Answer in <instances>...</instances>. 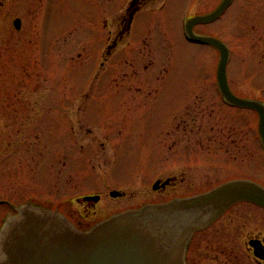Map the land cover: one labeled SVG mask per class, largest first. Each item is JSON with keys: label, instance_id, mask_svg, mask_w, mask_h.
<instances>
[{"label": "rangeland", "instance_id": "1", "mask_svg": "<svg viewBox=\"0 0 264 264\" xmlns=\"http://www.w3.org/2000/svg\"><path fill=\"white\" fill-rule=\"evenodd\" d=\"M131 1L5 0L0 229L28 203L79 221L76 199L102 194L95 222L232 176L264 183L258 113L224 102L219 50L186 38L187 19L223 0H155L127 31ZM194 31L230 48L232 92L264 102V0H234ZM179 172L180 188L153 189Z\"/></svg>", "mask_w": 264, "mask_h": 264}, {"label": "water", "instance_id": "2", "mask_svg": "<svg viewBox=\"0 0 264 264\" xmlns=\"http://www.w3.org/2000/svg\"><path fill=\"white\" fill-rule=\"evenodd\" d=\"M233 1L223 0L214 11L191 18L187 37L219 50L217 75L223 97L233 106L259 114L264 145V103L232 92L227 77L229 47L219 38L194 32L196 25L216 21ZM15 24L20 28L21 20ZM158 188L159 181L153 186ZM110 194L123 195L118 190ZM99 199V195L83 198ZM240 201L264 205V187L249 179H234L200 194L116 213L88 230L78 229L57 210L28 203L9 216L0 230V264H187V245L193 234Z\"/></svg>", "mask_w": 264, "mask_h": 264}, {"label": "flooded vegetation", "instance_id": "3", "mask_svg": "<svg viewBox=\"0 0 264 264\" xmlns=\"http://www.w3.org/2000/svg\"><path fill=\"white\" fill-rule=\"evenodd\" d=\"M155 0H132L129 6V21L127 22V31L130 30L133 20L143 6ZM5 0H0V27L4 15ZM16 19V18H15ZM128 33V32H127ZM178 172V171H177ZM186 173H172L170 176L158 178V190H165L171 186L178 187L186 184ZM234 179H249L261 184L264 183L249 176H232L225 180L215 183L213 186L203 189V191L211 190L224 182ZM205 185V179H203ZM209 181V177H207ZM156 190V191H158ZM198 192V193H200ZM196 194V193H194ZM100 195L98 201L83 200L77 198L86 215H79V221L75 219L70 207L63 209L62 213L79 229L88 230L97 222L109 217H103L93 222V213H97L95 209L104 199V195ZM192 195V194H191ZM126 196L123 195L120 197ZM190 195H176L165 203L174 198L188 197ZM110 197H112L110 195ZM115 198V197H112ZM118 198V197H116ZM131 209V208H127ZM121 211V210H120ZM119 211V212H120ZM118 213V212H117ZM114 214V213H113ZM112 215V214H111ZM92 222V223H91ZM187 264H264V205H260L251 201H240L230 207L225 213L211 223L208 227L196 231L187 245L186 251Z\"/></svg>", "mask_w": 264, "mask_h": 264}]
</instances>
